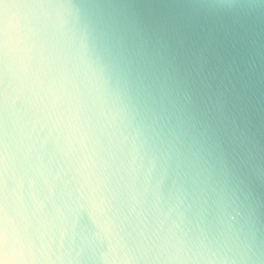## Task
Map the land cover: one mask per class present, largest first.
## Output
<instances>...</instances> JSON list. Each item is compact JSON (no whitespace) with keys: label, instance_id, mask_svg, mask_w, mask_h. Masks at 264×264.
<instances>
[{"label":"clouds","instance_id":"obj_1","mask_svg":"<svg viewBox=\"0 0 264 264\" xmlns=\"http://www.w3.org/2000/svg\"><path fill=\"white\" fill-rule=\"evenodd\" d=\"M0 264H264V0H0Z\"/></svg>","mask_w":264,"mask_h":264},{"label":"water","instance_id":"obj_2","mask_svg":"<svg viewBox=\"0 0 264 264\" xmlns=\"http://www.w3.org/2000/svg\"><path fill=\"white\" fill-rule=\"evenodd\" d=\"M118 2L129 3L146 11L151 18L170 15L178 12L183 6L188 5L191 0H118ZM199 29L190 33V43L198 42Z\"/></svg>","mask_w":264,"mask_h":264}]
</instances>
